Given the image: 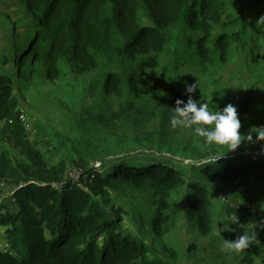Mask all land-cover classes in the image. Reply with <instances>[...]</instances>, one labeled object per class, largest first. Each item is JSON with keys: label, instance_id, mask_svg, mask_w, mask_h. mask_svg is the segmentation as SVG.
Returning <instances> with one entry per match:
<instances>
[{"label": "trees", "instance_id": "obj_1", "mask_svg": "<svg viewBox=\"0 0 264 264\" xmlns=\"http://www.w3.org/2000/svg\"><path fill=\"white\" fill-rule=\"evenodd\" d=\"M1 1L14 15L5 13L0 47V264H264V192L241 197L239 211L223 201L230 196L219 201L238 218L224 239L255 225L259 243L238 254L221 250L216 219L225 214L216 217L213 202L245 192L249 180L264 186V143L229 151L199 137V149L170 124L176 100L189 98L182 70L196 65L220 101L230 62L241 78L225 97L237 93L229 102L238 114L264 121V100L242 77L264 86V0ZM38 70L49 82L66 71L91 77L90 102L68 132L48 133L37 114L33 124L21 118ZM181 193L194 229L183 251L168 242Z\"/></svg>", "mask_w": 264, "mask_h": 264}, {"label": "rangeland", "instance_id": "obj_2", "mask_svg": "<svg viewBox=\"0 0 264 264\" xmlns=\"http://www.w3.org/2000/svg\"><path fill=\"white\" fill-rule=\"evenodd\" d=\"M6 3L10 4L11 2L1 1L0 3V47L3 46V41L6 39V35H7L5 23L10 22L6 17L8 15H12V16L14 15V11L7 9L6 6L4 7V4ZM5 13H8V15L6 16ZM9 27L11 30L13 26L9 24ZM263 43H264V38H263L262 46ZM27 44L28 42L26 40L25 45ZM151 57L157 58L158 56L156 54H152ZM240 70L241 68L235 65L233 62H230L228 66L225 68L223 72L224 89L220 91V101H218L215 95L212 94V87H210V85L206 82L208 78L199 73L198 67L196 65L186 67L184 70H182L181 75L183 77V81L185 84H189V85L197 84L199 86L197 87L196 90L199 93V98L196 99L198 103H208L210 110L222 111L223 108L229 103L235 106L234 102H229L230 101L229 98L235 96L237 93H232L231 96L227 99L226 97L228 96V94H225L224 92L230 90L231 87H234L236 85L238 79L241 78L239 77ZM23 74L25 79V77L28 76V73L23 71ZM157 75L158 72L155 70L149 72V76L151 78ZM242 77L244 79L243 83H248L249 85H252L256 88V92H258L257 99L261 101L264 100V86L258 85L255 82L256 79H253L248 71L247 73L242 74ZM45 78H46L45 75L39 70L34 74L33 83L36 84L38 91L36 93L33 92L34 95L33 100H30L29 105L25 104V106L22 107L24 111L23 120L25 122L27 121L29 122V119L31 117V122L33 124L32 117H36L37 114L40 120L39 124L48 133L56 134L58 132L59 133L68 132L70 129V123H69L70 120L72 119L73 124L75 125L76 120L78 118V114H81L80 109L82 107L80 105L83 104V106H86L90 102V99L85 94V86L88 84L91 77L77 78L66 71V75L61 77L59 80H53L49 82ZM69 113L73 114L71 116L72 118L69 117ZM238 116L241 121V129H240L241 135L242 136H247L249 134L253 135L252 141L244 140V142L248 143L245 145H250L248 147L251 148L250 149L251 151L257 150V146L253 144V142L258 141L264 143V141L258 140L257 133L253 131V129H264V121L259 117L257 113H255L253 116L249 115L247 110L239 113ZM172 130L175 132V135L178 136L179 139L185 145H188L189 141H191L192 146L198 147L199 149L202 147V142L200 141V138L195 136V134L191 129L177 128ZM30 132H32V130ZM117 133L121 134L118 131ZM183 153L184 152L182 148L178 149L177 157H181ZM184 163L185 164L191 163V161L187 160ZM249 183H250V187L246 189L245 192L235 191L233 194L218 192V194L215 195V197L213 196V202L215 207L217 208L215 216L217 217L222 214H226L224 213V211L220 209V207H223L220 206L223 203L220 204L219 201H221V199L223 198H226L223 195L230 196L229 199L231 201L238 203V201H240V198L244 197L245 194H249L254 198L255 196L264 192V186L253 184V186L251 187L253 181L249 180ZM175 197H177L176 202H178L177 206H178L179 214L177 215L176 229L169 235L168 242L174 244L176 247L178 246V248L181 251H183L184 247L182 243L186 240V236L188 234L194 233V229L190 221L186 217V212H185L186 211L185 206L187 204L186 194L181 193L180 195H175ZM127 203L128 201H124L122 204L127 206ZM134 203L138 205L141 211H146V201L135 200ZM231 215L236 216V213H232ZM239 224H241V222H239ZM216 227L217 229L218 227H222L221 222H219L217 219H216ZM229 227L231 228L230 225ZM184 258L186 259L187 257L184 256ZM196 263L197 262L194 261V264Z\"/></svg>", "mask_w": 264, "mask_h": 264}, {"label": "clouds", "instance_id": "obj_3", "mask_svg": "<svg viewBox=\"0 0 264 264\" xmlns=\"http://www.w3.org/2000/svg\"><path fill=\"white\" fill-rule=\"evenodd\" d=\"M186 92L189 94L187 102L177 99L174 113L170 117L172 129H191L195 136L203 138L206 145L225 146L229 151L237 150L244 140L252 141V135L242 136L241 121L237 108L229 103L222 111L209 109L208 103H198L192 98L199 87L197 84H186ZM257 133L258 140L264 141V129H253ZM228 151V152H229ZM219 222H224L223 227H218L217 235L222 237L221 250L226 254H238L250 247L253 243H259L255 227H247L243 235L236 240L224 239L221 233L231 231L230 222H238L237 216L225 214Z\"/></svg>", "mask_w": 264, "mask_h": 264}, {"label": "built area", "instance_id": "obj_4", "mask_svg": "<svg viewBox=\"0 0 264 264\" xmlns=\"http://www.w3.org/2000/svg\"><path fill=\"white\" fill-rule=\"evenodd\" d=\"M22 118V120L24 119V115L21 117ZM24 121V120H23ZM25 122V121H24ZM74 175H75V177H74ZM79 176H80V174L79 173H74V172H71V174H69L68 175V177L70 178V179H75V180H77L78 178H79ZM54 187H58V189H60V187L59 186H57V185H54ZM5 189V184H3L2 182H0V206H2L4 203H5V200H6V196L5 195H3L2 194V191ZM14 193L15 192H11L10 194H9V196H13L14 195ZM14 201V200H13ZM223 201L226 203V204H228V205H230L231 207H232V209H234V210H236V211H239L240 209H241V206L238 204V203H236V202H234V201H231V200H228V199H223Z\"/></svg>", "mask_w": 264, "mask_h": 264}]
</instances>
